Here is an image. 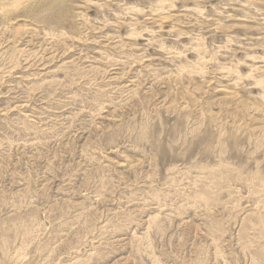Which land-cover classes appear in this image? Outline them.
<instances>
[{"label":"rangeland","instance_id":"1","mask_svg":"<svg viewBox=\"0 0 264 264\" xmlns=\"http://www.w3.org/2000/svg\"><path fill=\"white\" fill-rule=\"evenodd\" d=\"M0 264H264V0H0Z\"/></svg>","mask_w":264,"mask_h":264}]
</instances>
